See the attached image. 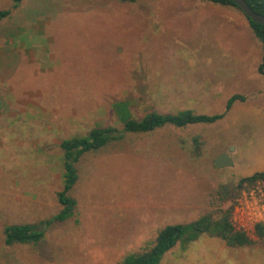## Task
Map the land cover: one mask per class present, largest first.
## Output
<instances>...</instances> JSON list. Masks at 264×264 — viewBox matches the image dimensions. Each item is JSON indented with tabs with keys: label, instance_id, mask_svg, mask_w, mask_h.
<instances>
[{
	"label": "rangeland",
	"instance_id": "obj_1",
	"mask_svg": "<svg viewBox=\"0 0 264 264\" xmlns=\"http://www.w3.org/2000/svg\"><path fill=\"white\" fill-rule=\"evenodd\" d=\"M13 5L0 0V11H11L0 22V264H123L163 228L229 208L253 245L231 248L202 235L160 264H264L254 234L264 220V182L233 192L241 178L264 173L262 49L240 10L200 0ZM239 22L245 26L232 24ZM234 95L245 100L214 124L124 134L85 153L68 193L73 215L52 220L61 210V141L97 127L120 130L114 102L129 101L135 119L151 111L217 115ZM222 154L232 167H216ZM240 203L261 217L235 215ZM14 224L34 225L43 238L6 246L3 229Z\"/></svg>",
	"mask_w": 264,
	"mask_h": 264
},
{
	"label": "trees",
	"instance_id": "obj_2",
	"mask_svg": "<svg viewBox=\"0 0 264 264\" xmlns=\"http://www.w3.org/2000/svg\"><path fill=\"white\" fill-rule=\"evenodd\" d=\"M22 0H14L15 9ZM123 3H133L135 0H120ZM223 7L237 6L232 0H200ZM255 13L264 16V0H244ZM238 9V8H237ZM10 10L0 11V22L10 15ZM245 17V16H244ZM248 21L250 29L262 45L263 61L259 71L264 69V26L252 20ZM245 98L234 95L227 100L225 112L217 115L196 114L192 110H182L176 113L161 114L156 111L146 113L140 119H135L130 110L129 101H116L111 108L116 118L122 123V128L97 127L90 130L86 136L72 137L61 141L59 147L62 151V190L57 193V201L61 210L52 220L63 222L73 215L76 201L68 195L78 180L76 164L87 152L97 151L110 142L120 140L124 134H147L157 129L170 126L173 128H185L191 125H211L221 120L231 109L235 102H243ZM257 182H264V173L257 172L251 176L241 178L233 192L236 194L242 188L253 187ZM234 196V194L232 195ZM232 198V197H230ZM232 208L221 212V216L214 218L212 214H206L197 221L187 225H171L163 228L156 237L153 246L142 253L129 255L123 264H160L164 255L173 249L178 243L181 247L195 242L202 235L215 237L223 241L228 247L242 248L253 245V240L245 232L236 230L230 220ZM254 234L258 241L264 244V223L254 226ZM4 244H35L43 238V231L30 224L8 225L3 229Z\"/></svg>",
	"mask_w": 264,
	"mask_h": 264
},
{
	"label": "water",
	"instance_id": "obj_3",
	"mask_svg": "<svg viewBox=\"0 0 264 264\" xmlns=\"http://www.w3.org/2000/svg\"><path fill=\"white\" fill-rule=\"evenodd\" d=\"M232 2L237 6L238 10H240L245 18L264 26V16L252 11V9H250V7L244 2V0H232ZM232 166L233 162L226 154H222L221 156H219L216 161V167L219 169Z\"/></svg>",
	"mask_w": 264,
	"mask_h": 264
},
{
	"label": "built area",
	"instance_id": "obj_4",
	"mask_svg": "<svg viewBox=\"0 0 264 264\" xmlns=\"http://www.w3.org/2000/svg\"><path fill=\"white\" fill-rule=\"evenodd\" d=\"M261 209H262V212H264V207H262ZM239 213H240L241 217H242V215H245L246 214L250 218V220L253 219V221L256 218L261 217V214L260 213L258 215H256L255 213L250 212L248 210V208L246 209V207H244L243 204H241V203L239 204V207L237 206L236 209H235V215H238ZM246 215H245V217H247ZM259 223H264V220H262ZM256 224H258V223H256Z\"/></svg>",
	"mask_w": 264,
	"mask_h": 264
},
{
	"label": "crops",
	"instance_id": "obj_5",
	"mask_svg": "<svg viewBox=\"0 0 264 264\" xmlns=\"http://www.w3.org/2000/svg\"><path fill=\"white\" fill-rule=\"evenodd\" d=\"M223 7V6H222ZM228 8V7H227ZM234 8V7H233ZM226 23V22H225ZM229 25H231V22H227ZM232 24H235L237 27H242V26H245V24L244 23H232ZM247 25H248V27H249V24H248V22H247ZM250 28V27H249ZM261 49H262V45H261ZM262 56H263V54H262Z\"/></svg>",
	"mask_w": 264,
	"mask_h": 264
}]
</instances>
